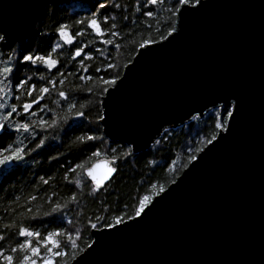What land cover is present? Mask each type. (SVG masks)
Instances as JSON below:
<instances>
[{
    "label": "water",
    "instance_id": "water-1",
    "mask_svg": "<svg viewBox=\"0 0 264 264\" xmlns=\"http://www.w3.org/2000/svg\"><path fill=\"white\" fill-rule=\"evenodd\" d=\"M71 1L88 0H0L3 42H22L47 6ZM192 7L108 88L102 133L138 154L165 130L223 111L225 99L238 101L236 119L140 217L93 230L69 264H264V0ZM89 167L114 166L103 157Z\"/></svg>",
    "mask_w": 264,
    "mask_h": 264
},
{
    "label": "trees",
    "instance_id": "trees-1",
    "mask_svg": "<svg viewBox=\"0 0 264 264\" xmlns=\"http://www.w3.org/2000/svg\"><path fill=\"white\" fill-rule=\"evenodd\" d=\"M100 4L105 7L101 9ZM115 4L120 7H114ZM176 7L174 0H157L155 4H149L148 0L64 2L47 6L22 42L6 44L0 41V63L5 66L11 64L13 67L10 77H0V88L6 93L0 96V104H4L6 108L17 104V110L20 111L21 103L30 102L37 95L35 90L32 96L21 95L25 86L20 89L14 87L19 79H25L27 83L28 78H31L30 82L37 87L44 85L50 89L29 110L34 115L22 113L24 122L36 123L35 139L29 133L16 132L11 137L0 139V143L5 146L13 141L19 145L22 141L26 153L23 160L0 168V231L6 235V240L0 242V247L8 249L15 246L17 239H24L14 235L20 225L38 230L41 237L46 232L64 228L66 232L80 233L77 243L81 251L76 254L77 257L92 242L91 232L96 229L89 225L97 223V216L111 220L114 215H134L139 196L152 195L160 186L166 189L180 176L185 165H189V157L197 156L200 152L197 149H203L206 140L212 134H217L218 130L214 127L217 110L206 113L202 119L194 118L176 129L165 130L145 152L132 153L113 163L118 168L114 179L95 192L90 191L93 186L82 170L74 167L85 157L90 158L88 166L99 158L107 157L112 160L113 156L127 148V145L109 141L102 133L98 120V116H102L101 101L105 94L102 89L113 86L105 83L106 81L121 77L125 66L132 61L141 44L145 41L157 42L169 34L175 23L176 16L172 12ZM145 12H151L152 16L144 15ZM105 16L108 17L106 22L103 20ZM92 18L98 19L104 35L96 36L93 30L87 28L86 22ZM77 20L85 23L76 24ZM60 24L68 26L65 30L72 36L84 29L85 34L77 37L73 44L75 47L85 46L90 59L83 53L80 57L70 59L69 49L73 45L63 44L55 34ZM113 24L116 25L115 28L111 27ZM109 31L117 32V36H110ZM108 39L113 43L103 42ZM54 43H61L63 46L50 57L59 61L51 71L27 62L16 63L22 54L29 52L47 55ZM8 56L12 57L11 61H8ZM109 64L112 67H108ZM38 66L41 67L39 72L36 71ZM97 68L100 69L99 72L96 71ZM57 69H60V75H57ZM49 79L53 80L52 85L47 84ZM60 91L65 92L67 100L59 97ZM9 92L11 95L7 94ZM17 96L20 97L19 100L15 99ZM68 103H75L76 107L69 111ZM77 111L84 115L76 116ZM3 112L4 109H0V115ZM53 118L58 120L57 126H45L42 130L39 121L43 119L51 125ZM15 119L19 120L20 117ZM85 133L102 139L84 143L76 140V137ZM40 139L44 143L40 148H35V143ZM30 148L35 150L28 151ZM96 149L100 150L101 155L90 157V153ZM70 167L74 171L69 172ZM77 179L81 180L79 189L75 186ZM44 180L48 183H43ZM85 182L87 187L84 186ZM152 184L156 188H151ZM73 193L75 200L67 203ZM66 203L67 207H62L59 212L44 215L45 212H51L53 204ZM127 216L125 220H128ZM3 225L14 227L4 229ZM101 228L105 227L99 225L97 229ZM58 239L63 243L67 238L60 236ZM73 239H76L75 235ZM68 253L67 260L70 263L72 250L69 249Z\"/></svg>",
    "mask_w": 264,
    "mask_h": 264
},
{
    "label": "snow or ice",
    "instance_id": "snow-or-ice-1",
    "mask_svg": "<svg viewBox=\"0 0 264 264\" xmlns=\"http://www.w3.org/2000/svg\"><path fill=\"white\" fill-rule=\"evenodd\" d=\"M149 4H155L157 3V0H148ZM174 3L177 5L176 10L172 12L173 16H176L177 13H180L181 16L183 13H181V7L182 6H188L192 5V11H198V8H195V5L200 4V0H174ZM203 6V5H201ZM99 7L103 9L105 7L104 4H100ZM114 7L119 8V4H115ZM184 11H189V8L184 7ZM144 15L146 16H152L151 12H145ZM93 17H95V13H93ZM108 19L107 16L103 17V20L106 22ZM124 19H127V17H124ZM76 24H82L85 23L83 21L77 20L75 22ZM87 28L94 31L96 36L104 35V32L101 29L100 23L97 18H92L86 22ZM68 26L65 24H60L56 30L55 34L63 41V44L73 45L72 49H69L70 51V59H75L76 57H80L82 53L86 56V58L90 59L91 56L85 52V46L81 47H75L73 44V41L77 37H81L85 34L84 29L77 31L74 36L70 35L68 31L65 29ZM112 28H115L116 25L113 24L111 26ZM177 29L175 25L169 30V35H172V33L176 32ZM110 36H117V32L115 31H109ZM6 39L5 35L0 34V41H4ZM107 44H112L113 41L111 39H108L106 41H103ZM155 41H145L143 44L140 45L141 48H145V46L149 43H154ZM61 43H54L51 47L50 52L47 55H42L38 53H27L22 54L21 59L18 60L17 64H22L24 62H27L30 65H40L43 68L51 71L52 68H54L59 61L56 59L50 58L52 53L57 52L58 49L62 48ZM143 55V53H141ZM12 57L8 56V61H11ZM38 66L36 68V71L39 72L41 70V67ZM108 67H112L111 64L108 65ZM97 72L100 71L99 68L96 69ZM10 74H13V67L11 64L8 66H5L3 68H0V77L8 78L10 77ZM57 75H60V69H57ZM119 77L110 79L106 81L105 83L110 85H116L117 79ZM31 78H28V82L26 83L25 79H19L18 82L15 83L14 87L15 89H20L21 86H25L23 92L21 95L26 96H32L33 92L37 93L33 97V99L30 102H23L19 105L20 111L17 110V104H11L8 105V108H10V111L8 108L5 107L4 104H0V109H4V112L2 115H0V139L3 137H11L13 135V132L16 133H29L33 139H35V127L36 123H27L24 122V117L22 113H29L30 115H34V113H30L29 110L32 108L34 104H37V101L43 97L45 93H48L50 91L49 87H46L44 85H40L37 87L35 84H32ZM63 83V81H60ZM48 85L53 84V80L49 79L47 81ZM108 89L105 87L102 89V92L106 93ZM4 89L0 88V93H3ZM8 95H11V92L7 93ZM59 97L64 98V100H67L68 97L66 96L64 91H60L58 93ZM15 99L19 100L20 97L17 96ZM39 106V105H37ZM76 107L75 103H68L67 108L69 111L74 109ZM83 107V105H81ZM239 111V103L237 100L233 99L231 102H229L227 99L223 102V111L221 112L219 109H217L218 115L215 117L214 120V127L218 131H224V130H230L231 129V123L230 120L236 119V113ZM76 116H82L84 113L77 111L75 113ZM20 117L19 120H16L15 117ZM11 118V119H10ZM103 116H98V120H103ZM58 120L56 118H53L51 121V125L47 124V121H44L41 119L39 121L40 126L42 127V130L45 126L47 127H53L57 126ZM91 131V129H90ZM98 139H102V137L94 135V134H88L85 133L83 136L76 137L77 141H80L81 143L84 142H90L95 141ZM217 140V134L214 133L211 135L210 139L206 140V145H213V141ZM44 143L43 139H40L39 142L35 143V148H40L41 145ZM89 147H94V145H88ZM35 149H28V151H34ZM115 151V150H113ZM197 151H203V149H197ZM25 148L23 146V142L20 141L19 145H17L16 141H13L11 143H8L6 146L2 143H0V168L7 167L11 165L14 161H21L24 159L25 155ZM132 154V145L129 144L127 148L123 150L122 153H118L117 155L112 157L113 163H115L117 160H123L124 157L130 156ZM101 155V152L99 149H96L95 151L90 153V157H99ZM89 157H85V159L75 165V168H79L82 170L83 173H86V176L91 179L93 187L90 189V191H98L101 189L102 186H105V182L109 181L110 178L114 179L113 174L118 172L117 167H106L102 172L97 173L93 167H89ZM197 159L196 156H190L188 159V163H192ZM187 167V165H185ZM69 172L74 171V168H69ZM65 176H67V173H65ZM175 181H173L174 183ZM43 183L47 184L48 181L44 180ZM76 188H81V180L77 179L75 181ZM85 187H87V183L85 182ZM151 188H156L155 184L151 185ZM165 192V189L163 186H160L158 191L153 193L152 195H141L139 196V203L138 206L134 209V215L127 216L125 213V216H127V219L134 220L136 217H140L142 213L145 212V209L148 208L149 205L153 202V196H159L161 193ZM75 193H73L71 200H69L67 203H71L75 200ZM34 199V198H33ZM67 203L65 205L60 204H53L51 207V212H45V216H50L52 213L59 212L62 207H67ZM106 210V208H105ZM31 211V209H29ZM125 216L121 215H114L112 216L111 220H106L103 216H97L96 220L97 223H90V227L92 229H97L99 225H102L105 228H113L116 225L124 224L125 223ZM30 219H36V217H30ZM69 223H71L69 221ZM125 226H127L125 224ZM4 229H8L11 227H14V225H3ZM16 237L24 238V239H17L15 246L10 247L8 249H5L4 247H0V264H57V261H59V264H69L67 260L68 256V250L71 249L72 253V260L76 259V254L81 251V249L78 246L77 240L79 239L80 233H71L66 232L64 228H57L54 231L46 232L42 237L41 233L36 230H32L30 227H25L23 225H20L16 232L14 233ZM73 235L76 236V239H73ZM60 236H66V241L61 242L58 238ZM54 237H56L54 239ZM32 238V239H29ZM6 240V235L3 231H0V242H3ZM43 249V250H42ZM90 253H86L85 255H88ZM85 257H81V260H83ZM77 264H80L79 261H77Z\"/></svg>",
    "mask_w": 264,
    "mask_h": 264
},
{
    "label": "rangeland",
    "instance_id": "rangeland-1",
    "mask_svg": "<svg viewBox=\"0 0 264 264\" xmlns=\"http://www.w3.org/2000/svg\"><path fill=\"white\" fill-rule=\"evenodd\" d=\"M3 67H5V65H4L3 63H0V68H3ZM4 94H6V93H5V90H4L3 93H0V96H3ZM221 112H222V111H221Z\"/></svg>",
    "mask_w": 264,
    "mask_h": 264
}]
</instances>
